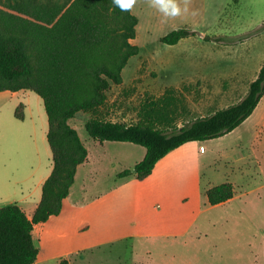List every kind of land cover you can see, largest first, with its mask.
<instances>
[{
  "label": "rangeland",
  "instance_id": "1",
  "mask_svg": "<svg viewBox=\"0 0 264 264\" xmlns=\"http://www.w3.org/2000/svg\"><path fill=\"white\" fill-rule=\"evenodd\" d=\"M189 9L197 14L165 22L146 0H137L131 10L138 19L131 42L139 53L124 68L122 83L112 84L100 112L105 119L136 123L156 103L167 107L170 115L159 126L170 130L245 96L264 63V0H191ZM179 28L197 35L174 46L161 42ZM219 35L233 44L214 42ZM20 104L24 120L15 116ZM91 117L79 112L70 120L90 155L73 194L83 202L97 199L88 214L98 229L78 238L71 227L65 241L52 235L44 245L35 241L40 260L58 264V256L76 251L67 258L79 259L78 264H264V187L258 189L259 180L250 179L258 169L251 167L242 177L232 162L245 148L264 154V133L256 139L254 124L206 144L204 154H195L191 146L186 158L173 160L152 181L141 183L133 173L124 179L118 175L133 171L145 149L94 140L85 127ZM47 130L44 103L36 93L0 101V207L11 203L23 205L27 213L33 209L39 181L53 167ZM195 163L203 165V188L231 178L237 199L210 207L202 192L183 202L188 181L182 177ZM84 241H91L86 243L91 248L81 251Z\"/></svg>",
  "mask_w": 264,
  "mask_h": 264
},
{
  "label": "trees",
  "instance_id": "2",
  "mask_svg": "<svg viewBox=\"0 0 264 264\" xmlns=\"http://www.w3.org/2000/svg\"><path fill=\"white\" fill-rule=\"evenodd\" d=\"M137 25L132 11H120L112 0H0V92L25 90L42 98L53 160L31 218L17 204L0 207V264H34L38 259L34 227L61 213L77 170L88 158L87 148L70 125L79 112L92 114L85 127L94 140L145 148L144 159L133 171L118 175L123 178L133 173L142 181L173 150L231 133L258 106L264 95V63L240 101L181 127L161 128L159 124L170 114L167 107L156 103L146 107L136 123L105 119L100 112L112 84L122 83L124 68L139 53L131 42ZM196 35V31L179 28L163 36L161 42L174 46ZM226 38L219 35L213 41L233 44ZM15 116L24 120L22 104ZM234 194L230 182L206 191L212 206L229 201Z\"/></svg>",
  "mask_w": 264,
  "mask_h": 264
},
{
  "label": "crops",
  "instance_id": "3",
  "mask_svg": "<svg viewBox=\"0 0 264 264\" xmlns=\"http://www.w3.org/2000/svg\"><path fill=\"white\" fill-rule=\"evenodd\" d=\"M188 39V38H186ZM262 66V65H261ZM26 93L25 90L19 91V92H9V91H5V92H0V101H2L5 98H18L21 94ZM25 118V117H24ZM249 123L254 124V129H255V133H256V139H260L262 136V133H264V95L262 97V99L260 100L258 106L256 107V109L254 110V112L252 113V115L246 119L237 129H235L234 131H232L231 133L217 138V139H213V140H208L205 142H189L186 143L184 145H182L181 147L173 150L172 152H170L168 155H166L164 158H162L155 166L152 174L146 178L145 180H142L141 183L145 182V181H152L157 174L159 175V173L163 170H166L167 167H169L170 163L178 158H186L188 155V152L190 151V147L193 146V151L195 154H204L207 152L206 149V144L208 143H212V141H217L220 139H223L224 137H228V135H231L233 132L237 131L238 129H240L241 127H244L245 125H248ZM48 129H49V125H48ZM46 133H48V130L46 131ZM103 143H116V144H128V143H121V142H108L105 141ZM132 144V143H129ZM135 145V144H133ZM139 146V145H137ZM203 146L204 147V152H199L198 148ZM144 148V147H143ZM145 149V148H144ZM263 149H261L259 151L255 150V148H245L242 149V151H240L239 153H237L234 157H233V163L237 164V169L239 171H241L242 173V177H245V173L244 171L251 168L255 171V169H258L256 174L253 175L250 179H253L254 181H256L257 179L259 180V188H263L264 187V154H263ZM190 154V153H189ZM146 155V150L142 152L141 157L138 159V161L135 162L134 167L137 163H139L140 161H142L144 159ZM223 156V154L221 155ZM190 158V156L188 157ZM90 163V155L88 153V158L87 161L80 165L76 176H75V181L74 184L72 185L71 189H70V193L68 195V197L66 199H64L63 201V206H62V211L58 216H52L46 223H41L38 225H35L34 227V231H33V238H34V242L38 241L40 243H42L43 245L45 244L44 242L46 241L47 236L52 235L54 237H58V238H66L67 235H69L68 232H66L67 228H71L73 229L72 233H74V235L76 237H88L89 234H93L95 232V230L98 229V223L92 221V219H90L89 216V210L91 207H94L98 201L94 200L91 202H83L82 200H76V198H74V188L75 185L77 183V179L80 173V169L82 167H84L85 165ZM230 162H228L227 164H229ZM202 164L201 163H195L194 166L192 167L191 170H189L186 173V177L183 176V178H185V180L188 181V190H187V194H185L183 196L182 201L186 202L187 204L190 203V197H196V198H200V196L202 195V192H205L206 195V191L214 186L220 185L222 184V182L220 184L217 185H211V187H206L203 188L202 186V181H203V175H202ZM257 166V167H255ZM53 168V167H52ZM52 171V170H51ZM122 172V171H121ZM51 173L46 174L44 177H42V179H40L39 181V187L41 189V193H38V200L36 203H34L33 209L30 210V213H27L23 207V205H19L27 214V216L29 218H31L41 200L42 197V187L43 184L45 182V180L49 177ZM183 175V174H182ZM256 176V177H255ZM246 178H248V175H246ZM124 179V178H123ZM138 180V179H137ZM140 181V180H139ZM225 182H230L233 185L236 183L232 182L231 178H226L225 181H223V183ZM39 189V190H40ZM207 197V196H206ZM234 199H237V195L234 194V197L232 199H230L229 201L219 204V205H215L212 206L210 205V207H222L226 204L231 203ZM208 201V199H207ZM7 205H11V203L7 204ZM87 212L86 215H80L78 216V214L83 213V212ZM75 217V218H74ZM65 241V239H64ZM84 244L82 245V248L80 249L81 251H85L88 248H91V245H87L86 243L90 244L91 241H87V242H83ZM36 244V243H35ZM76 252V251H74ZM74 252H72L71 254H66V257L63 256H58L57 258L58 260V264L61 263V261L66 260L67 264H78V260L79 259H71V258H67V256H71L72 254H74ZM40 249H39V255H38V259L36 260V262L34 264H49V259L50 258H45L44 260H40ZM57 258H52V259H56ZM51 259V260H52Z\"/></svg>",
  "mask_w": 264,
  "mask_h": 264
},
{
  "label": "clouds",
  "instance_id": "4",
  "mask_svg": "<svg viewBox=\"0 0 264 264\" xmlns=\"http://www.w3.org/2000/svg\"><path fill=\"white\" fill-rule=\"evenodd\" d=\"M136 3L137 0H112V4L122 12H130ZM146 3L161 13L165 22L190 13L191 0H146ZM190 14L194 16L197 13L192 11Z\"/></svg>",
  "mask_w": 264,
  "mask_h": 264
},
{
  "label": "built area",
  "instance_id": "5",
  "mask_svg": "<svg viewBox=\"0 0 264 264\" xmlns=\"http://www.w3.org/2000/svg\"><path fill=\"white\" fill-rule=\"evenodd\" d=\"M198 150H199V152H204L205 149H204L203 146H201V147L198 148Z\"/></svg>",
  "mask_w": 264,
  "mask_h": 264
}]
</instances>
